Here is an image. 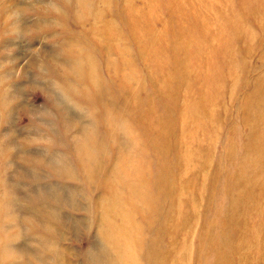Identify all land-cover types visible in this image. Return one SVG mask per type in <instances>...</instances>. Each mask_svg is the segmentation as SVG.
Listing matches in <instances>:
<instances>
[{
	"label": "rangeland",
	"instance_id": "obj_1",
	"mask_svg": "<svg viewBox=\"0 0 264 264\" xmlns=\"http://www.w3.org/2000/svg\"><path fill=\"white\" fill-rule=\"evenodd\" d=\"M175 1L191 15L190 0H0V264H212L240 216L264 264V0L202 8L228 44L203 50L210 63L178 46ZM129 162L137 178L122 181ZM130 236L142 244L127 255L114 242Z\"/></svg>",
	"mask_w": 264,
	"mask_h": 264
},
{
	"label": "bare ground",
	"instance_id": "obj_2",
	"mask_svg": "<svg viewBox=\"0 0 264 264\" xmlns=\"http://www.w3.org/2000/svg\"><path fill=\"white\" fill-rule=\"evenodd\" d=\"M210 1L211 0H190L189 4L191 7L188 11L191 12V15H188L187 11L186 10L184 11L183 8L179 6L177 1H175L173 8L171 10L172 11L171 14L177 16L176 18L178 19V22L176 23V25L179 28L176 29L177 31L174 33L176 37L180 36L179 40L177 41L178 46L182 45V47H189L190 50H194V48H196V52H198L196 55V58H198V60H202V62L205 61V62H209V63L212 60L213 54H212V52H210V54H209V52H208L209 50L207 52H203L204 49L209 48L211 50L214 49L215 51H225L228 49V44H227V39H225V34H220V36H219L220 42H218L216 40L218 32L224 31L225 25L223 23L217 22L216 20L215 21L217 23H213L211 17H210V19L206 20V18H204V16L206 17V15L202 16L203 14H206L205 12H202V11H205L204 9L202 10V8H207L206 6L209 5ZM216 1H219V0H216ZM240 2L244 3V0H241ZM247 3L250 4L248 2V0H247ZM225 5H227V3H225ZM243 9H244V7H242V9L238 10L240 15L244 14L245 11ZM130 13H133V9H130ZM198 15H201V18H199L200 16H198ZM192 16H194V17H192ZM152 24H153V22H152ZM236 26L237 27L239 26V28H241L240 30H242L241 24H237ZM199 27H202L204 29V31H203L204 34ZM193 28L195 31H193ZM150 32L154 35V37H157V36H155L157 34L154 32L153 27L150 28ZM152 38H153V36H152ZM146 43L147 44L145 46H147V48L145 46L143 48L142 46H139V45H137V47H142L144 51L147 49V51L150 52V51H152V47L157 46V43L154 42L152 39H148V42H146ZM228 43H229V41H228ZM231 43H232V39H231ZM175 44H176V42H175ZM226 44H227V49H226ZM186 49L188 52V48H186ZM184 51H185V49H184ZM191 59H192V57L187 53V58L184 59V61H186V63L183 65H187L188 61L192 62ZM178 62L180 63V65L182 64L181 61L178 60ZM201 66H203V67H200V69L198 71L199 73H198L197 78H193V80H192L194 82H198V84H199L198 85L199 86L198 91H201V89L204 85H208L209 82H211L208 78V73L205 69V65L202 64ZM209 66H211V65H209ZM209 66H206V68H209ZM211 68H212V66H211ZM190 75L191 74H188V76H190ZM263 93H259V96L260 95L264 96ZM195 105H198V104H195ZM183 107L185 109H190L192 106L184 104ZM184 108H183V112H185ZM137 110H139V109H137ZM187 117L185 114L183 115V118L186 120H187ZM191 118L193 120H196L195 117H191ZM182 124L184 126V130L181 133H183V135L188 134L191 137V139L193 140L195 135H192L190 133L191 131H188L186 129V125H189L190 122L186 123L183 121ZM176 137H179V134ZM169 138H171V137H167L166 140H169ZM168 145H171V144L167 143V146ZM191 147H192V145H191ZM189 149H190L189 146L186 147V149L184 151L185 152L184 157L186 156L187 151H189ZM230 152H231V156H233V155L235 156V153L233 152V148L231 149ZM250 153L254 157L258 156V151L254 148H252V151H250ZM243 156H245V154H243ZM187 158H188V156H187ZM256 158H258V157H256ZM188 162L193 163V160L188 158ZM243 169L245 171H246V169H249V172H251V173H256V171L258 173L263 172L262 168H260L259 163H257V162L252 163V164H248L246 166H244V164L242 162H237L234 164L232 170H230V171H232V173L236 174L237 171H241ZM254 170H256V171H254ZM247 172H248V170H247ZM117 173H119V175H121L120 180H122V181L129 180L130 178H137L135 171L132 169L131 162L118 166ZM137 173H139V172H137ZM251 185L254 186L255 184L251 183ZM229 187H232V189H233L232 196L234 197V199H233L234 201H232V202L234 204L235 203H237V204L246 203L245 198L242 197L243 195L241 193V189H245L244 188L245 185L243 183H241L240 180H237L236 182L232 181L230 183ZM230 191H232V190H230ZM262 192L264 194V191H262ZM169 193H170L171 197L175 198V200H180L179 189L174 190L173 193H171L169 191ZM258 200L262 201L261 203L264 204V198H259ZM105 206L106 207H105L104 212L106 213V211L108 210V207H107V205H105ZM175 211H178V210L176 209ZM110 213H112V212H110ZM169 213H173V212H168V214ZM175 217L169 216V218H171V220H173V218H175ZM232 219H233V221H232L231 227H230L231 230H229V231L233 232L235 235L234 234L229 235V233L227 232V229H225L224 232L222 233V236L219 237L217 239V241L212 243V246L210 249L217 255L216 256L217 258L214 260V262L212 264H254V261H252L250 259V256L248 255V253L245 254V252L247 250L246 239L248 238L247 236H249V233L246 235L245 234L241 235L242 232L237 227L240 223L244 222L243 221L244 218L240 216L238 218L235 217ZM103 223H105V221ZM233 223H235V224H233ZM244 224H245V222H244ZM112 225H115V224L112 223ZM258 225L259 224H257V222H256L255 226H258ZM131 238H132V236L128 237V239H127V237L126 238L121 237V238H119L118 241L114 242V245H115V247H118V248L119 247L121 248V246L126 245L129 249V252H130V253L128 252L127 255L136 254V252H137L136 247L137 246L139 247L140 244H142V241H140L137 238V243H136V247H135V239L136 238L134 239V243H133ZM128 243H133V244L129 245ZM123 252H125V250ZM154 253H155V251L152 250V248H149L147 250L146 256L148 259L150 258L151 262H155L156 258L158 257V254H154ZM176 254H177V252H169V256H175ZM164 257L165 256H163V258ZM131 258L132 257L130 256L129 259H131ZM167 259H169V257H167ZM167 259H165V262ZM3 263L4 262H1V264H3ZM7 264H12V263H7ZM138 264H139V262H138ZM140 264H141V262H140ZM158 264H165V263L160 262Z\"/></svg>",
	"mask_w": 264,
	"mask_h": 264
}]
</instances>
